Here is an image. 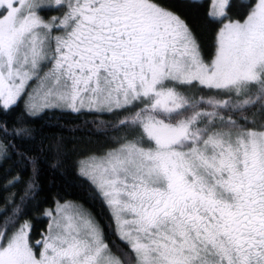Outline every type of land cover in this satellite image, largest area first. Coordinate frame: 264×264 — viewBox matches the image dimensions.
Returning <instances> with one entry per match:
<instances>
[{"label":"snow or ice","instance_id":"1","mask_svg":"<svg viewBox=\"0 0 264 264\" xmlns=\"http://www.w3.org/2000/svg\"><path fill=\"white\" fill-rule=\"evenodd\" d=\"M229 3L206 60L161 0H0V108L113 117L80 170L120 242L57 203L35 243L0 229V264H264V0L236 20Z\"/></svg>","mask_w":264,"mask_h":264},{"label":"trees","instance_id":"2","mask_svg":"<svg viewBox=\"0 0 264 264\" xmlns=\"http://www.w3.org/2000/svg\"><path fill=\"white\" fill-rule=\"evenodd\" d=\"M161 3L186 22L205 59L210 60L222 27L219 19L209 15L211 0ZM251 3L253 0H230L227 17L241 19ZM48 14L59 15L54 10ZM23 97L7 110L0 108V229L6 226L11 231L27 221L35 243L46 233L50 221L46 211L57 203H71L89 212L104 229L110 245L119 246L109 209L80 170L81 160L114 143L113 117L58 108L30 114Z\"/></svg>","mask_w":264,"mask_h":264},{"label":"rangeland","instance_id":"3","mask_svg":"<svg viewBox=\"0 0 264 264\" xmlns=\"http://www.w3.org/2000/svg\"><path fill=\"white\" fill-rule=\"evenodd\" d=\"M213 2H214V0H211V11L213 10ZM50 15H55V14H50ZM24 96V97H23ZM22 97L23 98H25V101H26V108H27V110L29 111V109H28V103H29V99H28V96L27 95H23ZM21 97V98H22ZM20 98V99H21ZM19 99V100H20ZM18 100V101H19ZM18 103V102H17ZM16 103V104H17ZM49 109H53V108H49ZM58 109H65V110H69V109H66V108H58ZM43 110H45V109H41V110H38L35 114H38V113H40V112H42ZM1 146H0V155H1ZM85 176V175H84ZM86 177V176H85ZM88 178V177H87ZM64 204H69V205H71V206H77V205H72L71 203H64ZM64 204H60V205H64ZM56 207H57V205L55 206V208L52 210L53 212L56 210ZM49 219H50V217H49ZM50 222V221H49ZM47 229H48V227H47ZM46 232H47V230H46Z\"/></svg>","mask_w":264,"mask_h":264}]
</instances>
